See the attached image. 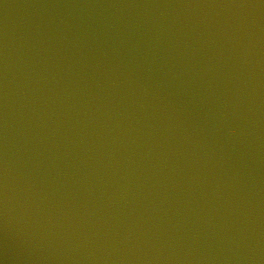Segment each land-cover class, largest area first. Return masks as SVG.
<instances>
[{
  "label": "water",
  "instance_id": "obj_1",
  "mask_svg": "<svg viewBox=\"0 0 264 264\" xmlns=\"http://www.w3.org/2000/svg\"><path fill=\"white\" fill-rule=\"evenodd\" d=\"M0 264H264V0H0Z\"/></svg>",
  "mask_w": 264,
  "mask_h": 264
}]
</instances>
